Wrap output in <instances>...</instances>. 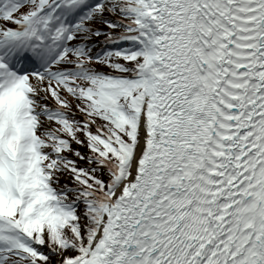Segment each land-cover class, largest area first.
Returning <instances> with one entry per match:
<instances>
[{"label": "snow or ice", "instance_id": "obj_1", "mask_svg": "<svg viewBox=\"0 0 264 264\" xmlns=\"http://www.w3.org/2000/svg\"><path fill=\"white\" fill-rule=\"evenodd\" d=\"M0 264H264V0H0Z\"/></svg>", "mask_w": 264, "mask_h": 264}]
</instances>
